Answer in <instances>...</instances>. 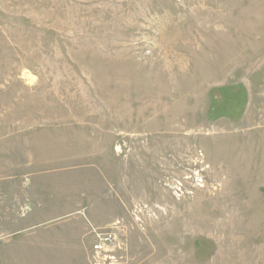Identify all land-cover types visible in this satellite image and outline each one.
<instances>
[{
  "label": "rangeland",
  "instance_id": "374dc122",
  "mask_svg": "<svg viewBox=\"0 0 264 264\" xmlns=\"http://www.w3.org/2000/svg\"><path fill=\"white\" fill-rule=\"evenodd\" d=\"M0 264H264V0H0Z\"/></svg>",
  "mask_w": 264,
  "mask_h": 264
},
{
  "label": "crops",
  "instance_id": "0c3cea01",
  "mask_svg": "<svg viewBox=\"0 0 264 264\" xmlns=\"http://www.w3.org/2000/svg\"><path fill=\"white\" fill-rule=\"evenodd\" d=\"M38 209H42L41 211L43 213V209H47V206L45 204L44 205H39V207H37L34 211H32V210L30 211V215H31L30 221L33 220V219L37 220L35 223L34 222L33 223L31 222L32 224L30 223V225L27 226L28 227L27 228L28 231L34 229L33 231H31L33 234H42V233H39L40 231H43V230H41V228L45 227V229L47 230V228L52 223V222H48V221H42L40 219V217H39L40 216V213H39V210ZM14 233L16 235L17 234H20L21 233V230L18 229ZM45 240H46L45 242H48L47 241V237H45ZM38 250H41V249H38ZM44 250L48 251L47 249H44ZM14 252L15 253L12 255L13 257L26 256V254L24 253V251H23V249L21 247H19L18 249H14ZM37 256H45V257H47V256H49V254L47 252L46 253H39V254H37Z\"/></svg>",
  "mask_w": 264,
  "mask_h": 264
},
{
  "label": "built area",
  "instance_id": "2783aa9c",
  "mask_svg": "<svg viewBox=\"0 0 264 264\" xmlns=\"http://www.w3.org/2000/svg\"><path fill=\"white\" fill-rule=\"evenodd\" d=\"M92 233L96 237V243L93 246V250L100 255H107L112 252L111 247L113 246V242L115 238L112 234L109 233H101L92 230Z\"/></svg>",
  "mask_w": 264,
  "mask_h": 264
}]
</instances>
